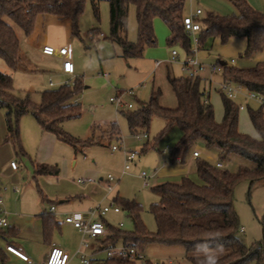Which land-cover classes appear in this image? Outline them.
<instances>
[{
  "label": "trees",
  "instance_id": "16d2710c",
  "mask_svg": "<svg viewBox=\"0 0 264 264\" xmlns=\"http://www.w3.org/2000/svg\"><path fill=\"white\" fill-rule=\"evenodd\" d=\"M94 17L99 20V5L107 1L110 5V36L112 43L122 49L123 58H142L146 48L157 46L154 21L160 19L169 30V47L180 46L187 57L195 55L193 37L183 25L187 0H89ZM237 13L221 16L213 13L197 19L200 30L197 51L203 49L209 39H218L226 45L231 39H244L246 48L242 57L255 58L264 52V13L255 11L244 0H228ZM87 0H0V61L10 71L23 64L20 39L11 23L20 27L26 36L32 35L39 15H54L71 20L72 35L80 38L78 20L83 14ZM130 7L135 8L138 38L130 42L126 33ZM98 30L91 33L95 35ZM225 83L244 87L251 94L264 98V61L254 68L239 69L219 61ZM216 67V68H218ZM177 100L176 108L161 105V90L153 91L147 102L136 99L137 104L127 112H121L131 134L149 131L154 118H161L165 128L161 137L172 127L182 133V139L173 153L172 160L180 155L184 164L199 145L217 154L218 162L224 163L237 158L248 166H240L234 173L218 168L201 157L195 158V172L200 183L189 177L179 182H165L156 185L152 191L159 201L150 207L156 223V232L146 230L141 214L143 207L135 201L122 200L119 196L113 202L122 207L133 221L134 231L123 232L108 225L110 235L103 239L104 245H115L118 241L132 244L143 251L148 245L182 246L189 263L199 264L200 253L194 243L218 235L223 238L225 251L219 264H264V250L261 244L246 246L238 237L240 219L233 202L234 190L239 181L248 178L252 184L264 180V105L250 110V120L260 135L253 139L239 131V107L223 95L224 118L215 120L213 106L203 90V81L188 76L168 78ZM81 83L65 85L58 90H47L41 95V102L35 104L29 96L18 97L14 92L11 73L0 70V110L5 112L7 128L6 141L11 142L18 156H26L20 134V120L31 114L43 131L69 144L75 151L90 145L81 142L63 130L65 122L81 117V106L77 95ZM111 134L120 135L116 123L111 124ZM153 148L145 146L143 153ZM58 169L45 164L37 165L36 177L57 175ZM53 224V223H52ZM46 223V236L49 229ZM54 225V224H53ZM0 228V238L5 239L9 231ZM0 258H4L0 246ZM99 264H135L123 259L102 260ZM147 264H152L148 262Z\"/></svg>",
  "mask_w": 264,
  "mask_h": 264
},
{
  "label": "rangeland",
  "instance_id": "374dc122",
  "mask_svg": "<svg viewBox=\"0 0 264 264\" xmlns=\"http://www.w3.org/2000/svg\"><path fill=\"white\" fill-rule=\"evenodd\" d=\"M244 1L255 11L264 13V0ZM197 9H201L204 15L213 13L231 16L237 13L228 0L186 1V15H192ZM99 16V20L94 17L91 3L87 0L85 10L78 20L80 38L71 35L70 19L58 20L53 15H49L46 21L41 17L37 19L35 30L30 36H26L20 27L11 23L20 39V51L24 59L22 67L16 69L13 75L14 91L18 97L29 96L33 103L39 104L44 91L58 90L67 84L73 87L76 80H79L82 89L76 98L81 106L82 115L78 119L65 122L63 130L81 142H89L90 145L84 148L82 153L72 152L78 161L73 178L76 181L85 180L87 183L85 169L88 165L96 167L98 172L96 184L105 188L106 193L98 203L92 206V210L110 206L114 203L113 200L117 195L122 200L135 201L143 207L141 219L146 230L155 233L157 227L150 207L160 200L159 196L152 191L158 181L154 180L149 187H145L140 175L143 172L152 175L159 170L161 165L171 164L173 153L181 142L182 133L177 127H172L159 137L165 128V122L156 117L153 119L149 131L131 134L128 124L121 114L129 109L126 107L116 108L111 99L120 92L131 91L134 93V97L126 98V101L132 102L135 106L136 99L147 102L152 90H161L162 105L165 107L177 106V100L168 78L187 76L184 70L186 53L180 46H168L169 30L158 18L155 21H160L161 24L157 28L155 22L157 46L146 48L142 58H123L121 47L109 39L110 5L107 1L100 2ZM93 30H98L95 35L91 33ZM126 36L130 42H136L138 38L134 7H130L129 10ZM226 45L222 46L226 47ZM45 46L52 47L56 51L62 48L71 49L72 62L75 67L73 76H66L60 70L62 61L57 55L51 57L43 55L42 50ZM172 51H176L178 54L176 60L172 59ZM243 52L244 50L236 52L234 49H227L221 54V52L209 49L208 52H196L194 55L204 66L203 71L200 72L202 78L205 79L202 87L209 103L213 106L217 123H221L224 118L223 95L227 98L228 96L223 89L225 84L223 73L218 70L213 71V66L218 67L219 60L231 66L234 59L237 68L251 69L257 65V58L264 53L247 59L242 57ZM0 68L11 72L2 61H0ZM232 87L234 97L231 100L239 108L243 107V109H239L240 133L260 140V135L250 120L249 111L257 110L262 105L244 87L239 88L237 85ZM112 123H116L119 127L120 135L118 137L116 134L110 133ZM143 135H147V139L139 140L137 138V136ZM63 145L69 150L72 148L67 143ZM148 145L153 148H149L143 153V149ZM113 146L120 147L121 150L113 153L111 151ZM196 149L201 152L202 159L212 164L218 162L215 152L205 149L203 145H199ZM124 150L128 153L135 152L137 155L136 161L131 163V169L127 174H123ZM191 155L192 153L185 163L192 169L187 177L200 183L195 172L194 161H191ZM222 166L234 173L240 166L248 165L237 158H231V160L222 163ZM109 175L114 177V180L108 184L111 189H108L107 185ZM181 179L182 177H178L171 181L168 180V182H179ZM233 206L240 219L238 237L241 242L248 247L261 244L264 250V180L252 184L248 178L241 179L234 190ZM119 208L121 209L120 214L110 212L104 219L115 229L133 232V221L122 207L119 206ZM121 223H123L122 228H120ZM81 239L78 240L77 235L74 234L64 235L66 243L78 245L76 253L70 254L69 264H82L81 258L77 255L81 248ZM92 241L94 240L89 241L90 246H98L96 242ZM115 244H124V242L121 240ZM86 253L89 255L91 251L87 250ZM142 254L145 261L135 264H147L148 262L152 264H192L187 261L186 251L182 246L148 245Z\"/></svg>",
  "mask_w": 264,
  "mask_h": 264
},
{
  "label": "crops",
  "instance_id": "0c3cea01",
  "mask_svg": "<svg viewBox=\"0 0 264 264\" xmlns=\"http://www.w3.org/2000/svg\"><path fill=\"white\" fill-rule=\"evenodd\" d=\"M40 17L46 21L49 15H39L37 19ZM54 17L58 20L68 19L58 16ZM69 21L72 35L71 20ZM155 22L158 28L161 23H159L160 21H154V27ZM207 48L221 52V54L227 49H234L238 52L245 50L246 41L237 38L231 39L226 47H224L218 39H209L198 53L208 52L209 49ZM43 55L51 57L44 53ZM55 55L62 61L60 68L62 70L64 58L58 54ZM257 61H264V53L257 58ZM231 66L236 67V61ZM214 68L216 67L213 66V71ZM0 70L11 73L12 77H14L15 71L12 73V71H4L3 68H0ZM199 78L203 82L205 81L201 75H199ZM153 91L155 90H152L151 94ZM176 107L170 106L166 108ZM20 134L21 143L27 153V157L18 156L11 142L5 140L7 136L5 112L0 110V214L4 215L9 222V226L4 228L9 231L8 237L5 239L0 238V246L3 248L4 253V258H0V264H41L45 262L53 246L65 250L69 255L76 253L78 245L74 246L66 243L64 235H77L78 240L83 237L76 228L66 223L65 219L75 214L87 216L93 211L92 206L104 197L106 191L101 185L96 184V178L98 177L96 167L88 165L85 169L87 183H85V180L79 179L76 181L73 178V172L78 162L72 153L75 150L72 148L70 150L67 149L63 145L65 142H62L53 134L43 131L31 114L22 117L20 121ZM83 149L75 151V153H82ZM179 158L180 155H177L176 159L171 160V164L165 163L161 165L159 170H156L157 172L152 174L151 183L156 180L158 181L157 185H159L165 183L166 180L168 182V180L171 181V179H177L178 177H187L189 172H192V169L189 166L187 167L186 162L181 164ZM194 160L195 158L191 155V161ZM12 162L17 163L18 167L16 170L11 168L10 164ZM40 164L58 169V174L36 177L35 168ZM108 184L109 182L107 181ZM16 189L19 192H16ZM53 207H55V211H52ZM101 220L110 232L108 221L105 219ZM46 223L49 224V235L47 236L45 232ZM102 241L103 239H99L92 242H96L98 245ZM8 245H14L21 249L29 257L31 263L24 262L9 254L6 251ZM97 258L99 262L95 264H99L105 259L103 254H100Z\"/></svg>",
  "mask_w": 264,
  "mask_h": 264
},
{
  "label": "built area",
  "instance_id": "2783aa9c",
  "mask_svg": "<svg viewBox=\"0 0 264 264\" xmlns=\"http://www.w3.org/2000/svg\"><path fill=\"white\" fill-rule=\"evenodd\" d=\"M203 15V11L201 9H197L195 13L192 15H185L183 18V25L185 30L192 35L193 37V43H194V51L195 54L198 47V39L196 37V34L200 30V23L197 21L199 17ZM43 53L46 55H55L58 54L62 58H64L62 71L64 74L68 76H73L75 73V67L72 62V52L70 48H62L58 51H56L54 48L45 46L43 47ZM178 54L176 51H172V59L176 60V57ZM235 64V61L232 60V65ZM204 66L203 64L198 60L197 57H187L184 62V70L187 73V76L190 78H196L200 75V72L203 71ZM214 70L221 71V68H214ZM233 84L225 83L223 85V89L227 92L228 98L232 99L234 97V89ZM239 88L241 86H238ZM134 93L131 91H123L120 92L115 98L111 99V102L115 104L116 108L122 109L123 107H126L128 109H133L135 106L132 102H127L126 98L131 97L133 98ZM253 98H255L261 105H264V98L258 97L254 94H251ZM240 109H243V107H240ZM139 140L141 139H147V135L143 136H137ZM121 150L120 147L113 146L111 148V151L113 153L118 152ZM125 155V166L123 170V174H127L129 170L131 169V163H134L136 161L137 155L135 152L128 153L124 150ZM193 158L200 157V152L195 151L192 154ZM11 168L13 170H16L18 165L16 162H12L10 164ZM216 166L218 168H222V163H217ZM140 178L144 181V186L149 187L151 185V179L153 178V175H149L145 172H143L140 175ZM108 182L114 180V177L112 175L108 176ZM108 189H111V187L108 185ZM16 192H19V190L16 189ZM52 211H55V207L52 208ZM110 212H114L116 214L121 213V209L118 205L115 203H112L110 206L104 207V208H98L97 210L91 211L87 216H83L81 214H75L72 216H69L65 219L66 223L72 225L74 228H76L81 234H82V242H81V248L78 250L77 255L81 258L82 264H95L99 262L98 256L100 254L104 255V258L106 260L109 259H123L127 260L133 263H137L139 261H145V257L142 254V251L132 245V244H115V245H104L102 242L98 244L96 247H92L89 245L90 240L98 241L99 239H104L110 235V232L108 231L107 227L103 223L101 219H104V217L109 214ZM9 226V222L7 218L0 214V228H7ZM123 227V223L120 224V228ZM89 250L91 253L88 255L86 251ZM6 251L21 259L24 262L31 263V260L29 257L22 252L21 249L15 247L14 245H8L6 247ZM70 260V255L63 249L53 246L50 250V253L45 260V262L41 264H68Z\"/></svg>",
  "mask_w": 264,
  "mask_h": 264
},
{
  "label": "clouds",
  "instance_id": "9594fccd",
  "mask_svg": "<svg viewBox=\"0 0 264 264\" xmlns=\"http://www.w3.org/2000/svg\"><path fill=\"white\" fill-rule=\"evenodd\" d=\"M204 241L194 243V249L200 253L199 264H219L220 257L225 251V245L219 232Z\"/></svg>",
  "mask_w": 264,
  "mask_h": 264
}]
</instances>
